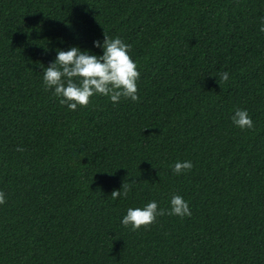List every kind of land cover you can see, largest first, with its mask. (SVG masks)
<instances>
[{
    "label": "trees",
    "instance_id": "1",
    "mask_svg": "<svg viewBox=\"0 0 264 264\" xmlns=\"http://www.w3.org/2000/svg\"><path fill=\"white\" fill-rule=\"evenodd\" d=\"M262 16L264 0H0V264H264ZM104 35L131 46L139 99L69 111L39 65ZM174 194L190 217L120 223Z\"/></svg>",
    "mask_w": 264,
    "mask_h": 264
},
{
    "label": "clouds",
    "instance_id": "2",
    "mask_svg": "<svg viewBox=\"0 0 264 264\" xmlns=\"http://www.w3.org/2000/svg\"><path fill=\"white\" fill-rule=\"evenodd\" d=\"M260 31L264 32V16L261 18ZM93 48H99V54L79 46H70L67 50L54 48L55 57L45 67L39 65L42 73V85L46 91L52 94L62 106L69 111L86 107L90 98L94 96H106L113 103H119L121 98L133 102L139 99L137 94V81L140 72L137 62L134 61L129 52L131 46L120 37L104 35L102 40H93ZM221 80H228L229 73H220ZM234 126L251 129L254 124L247 109L236 108L230 116ZM16 151H23L17 146ZM190 160H177L171 165V171L175 175H181L192 169ZM122 187V186H121ZM129 185L123 184V190H113L111 196L127 197ZM6 201L3 191H0V205ZM163 215H174L180 218L192 215L188 201L181 195H172L168 208L158 206L156 200L147 202L142 207H129L121 217L120 223L130 230H138L142 226L152 224L157 217Z\"/></svg>",
    "mask_w": 264,
    "mask_h": 264
}]
</instances>
